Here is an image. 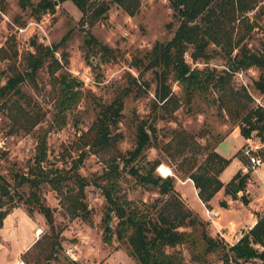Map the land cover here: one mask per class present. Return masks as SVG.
Here are the masks:
<instances>
[{
  "label": "trees",
  "instance_id": "trees-1",
  "mask_svg": "<svg viewBox=\"0 0 264 264\" xmlns=\"http://www.w3.org/2000/svg\"><path fill=\"white\" fill-rule=\"evenodd\" d=\"M67 1L82 14L79 23L84 31V47L92 51L93 56L100 54L104 62L113 58L114 50L99 42L92 28L106 17L110 3L117 5L129 17H134L141 6V0H40L36 4L18 0L20 8L29 10L30 16L36 20L45 14H54L55 2L59 6ZM170 3L178 24L170 40L155 43L146 55L147 69L154 73L156 81L155 102L151 121L141 120L135 124L133 149L121 155L116 149L117 135H112L122 116L125 92L110 104L100 105L95 121L85 134L89 150L101 156L105 165L94 182L104 198L100 224L103 242L111 244L115 238L137 264H185L180 254L167 253L166 248L175 249L183 245L195 248L192 234L179 232V229L196 230L202 228L203 223L176 193V178L190 180L197 190L198 199L207 209L221 189L234 199L239 192L245 191L250 178L249 172L238 171L227 184L220 181V174L239 154L237 152L227 159L216 151L225 140L223 136L215 143L206 141L201 145L187 131L168 128L165 134L168 140H160L155 126L160 114L170 116L182 103L192 106L196 98L205 100L214 94L218 108L231 118L241 137L249 139L254 133L255 137L264 140V110L250 108L238 97L231 84L235 73L256 68L259 80L255 85L264 94V43L257 53L243 44L245 37L255 28L250 16L255 18L262 12L263 0H170ZM68 35L50 47L33 42V52L25 58L26 68L5 76L4 84L0 81V111L5 112L13 131L36 133V128L45 120V115L36 112L37 106L22 91L26 82L35 84L39 72L47 73L52 86V128L62 129L70 113L84 98L82 83L68 73L66 56L61 55L63 64L55 57ZM213 48L224 54L227 60L225 69L217 71L208 67L209 61L218 54ZM188 53L192 64L202 63L205 66L198 68L188 63L185 60ZM170 81L179 88L180 97L173 92ZM44 137L36 135L38 147L32 163L26 172L13 174V185L0 178V229L7 215L22 203L30 217L37 212L44 218L51 235L43 241L42 250L47 244L48 254H52L58 246L56 240L59 236L53 233L54 212L45 204L41 189L49 186L58 192L60 198L63 196L60 201L68 203V213L75 216L80 212L87 214L83 190L88 184L78 173L79 163L67 171L42 167L47 163ZM151 147L170 161L177 162L174 176L163 178L156 175L155 170L162 163L160 160L148 162V167L140 169L133 164ZM257 155L264 163V146ZM118 160L138 184L157 191L159 197L152 204L141 206L127 198L121 185L124 171ZM69 189L70 192H67ZM114 219L116 223L113 224ZM201 238L206 243L207 252L222 251L226 261L264 264V215L233 246L222 239L207 236L205 230ZM41 240L43 238L37 240L32 248L39 246Z\"/></svg>",
  "mask_w": 264,
  "mask_h": 264
},
{
  "label": "rangeland",
  "instance_id": "rangeland-1",
  "mask_svg": "<svg viewBox=\"0 0 264 264\" xmlns=\"http://www.w3.org/2000/svg\"><path fill=\"white\" fill-rule=\"evenodd\" d=\"M27 1L36 4L40 0ZM175 14L170 0H141L140 10L134 17L127 16L117 5L110 3L106 17L92 28L94 37L114 50L113 58L109 62H104L100 54L93 56L92 51H87L84 47V31L79 23L82 14L71 2L56 5L54 14L48 13L36 20L30 16L29 10L20 8L18 0H0L1 84H4L5 76L26 68L25 58L33 52V42L50 47L59 43L69 33L55 57L63 64L61 55L66 56L68 73L82 83L84 94L79 106L68 116L67 124L62 129L52 128L50 125L52 86L49 76L42 71L39 72L35 84L26 82L22 87L24 95L37 106L36 112L45 115V120L36 128V133L13 131L5 112L0 111V178L3 177L13 185V174L26 172L32 163L38 147L36 135L41 137L44 135L47 163L42 164V167L67 171L74 164L79 163L78 173L88 184L83 190V203L87 209V214L83 213V215L86 216H83L81 212L75 216L70 215L67 211V201H60L63 196L60 198L58 192L49 186H43L42 198L54 212L53 233L59 236L56 240L58 246L53 249L52 254H48L47 244L46 249L42 250V244L45 243L43 241L51 233L42 215L34 212L31 216L33 220H30L28 224L34 223L33 234H35V228H39L35 236L38 235L36 238L38 240L43 238V240L39 246L31 247L26 254L20 255L19 258L25 264H137L115 238L111 244L103 242L100 224L103 218L104 198L94 182L101 175L105 165L101 156L89 150L85 134L95 121L100 105L110 104L125 92L122 116L116 128L113 129L112 135H117L116 149L121 155L133 149L135 124L141 120L151 121L155 102L156 81L154 73L147 69L146 55L155 43L171 39L178 24ZM250 18L251 22L255 23V28L245 37L243 44L247 45L251 52L257 53L260 52L264 43V0L262 12L257 17L250 16ZM34 24H39L42 31ZM215 50L218 54L209 61L208 67L220 71L225 69L227 60L219 49ZM185 60L192 64L189 53L186 54ZM194 66L203 68L205 65L197 63ZM258 80L259 71L256 68H250L235 73L231 84L238 92V97L240 96L239 98L250 108L264 110V94L255 85ZM169 84L173 92L180 97L177 85L173 81ZM207 97L205 100L196 98L192 106L182 103L170 116L160 114L155 122L159 139L168 140L165 137L168 128L187 131L201 145H204L206 141L215 143L219 137L223 136L225 140L217 146L216 151L227 159L237 152L239 154L221 173V181L230 180L232 175L242 171L241 166L246 169L245 173L249 172L251 176L254 170L242 155L246 139L240 136L239 129L234 126L231 118L218 108L215 103L216 95L210 94ZM79 160L82 161L79 162ZM154 160H160L162 162L160 166L168 168L171 171L169 176H174L173 170L177 169V162L170 161L154 147L149 148L144 156L138 158L133 164L140 169L148 167L147 163ZM117 163L121 168L124 167L121 185L129 200L142 206L152 204L159 197L157 191L138 184L136 179L126 172V166L122 164V161L118 160ZM159 167L155 170L156 175L165 178L159 173ZM252 176L258 185L259 195H263L264 163ZM188 181L183 178H176L175 181V191L183 203L181 193L188 197L190 192L194 197L193 186ZM70 187L74 190L73 185ZM194 201L196 210L201 213V206L196 202L197 200ZM243 201L246 203L248 199L244 197ZM220 206L224 207V202H220ZM191 211L202 221V228L179 229V232L191 233L195 240V248L183 245L175 249L166 248V252L180 254L185 264H236L226 261L222 251L207 252L206 243L201 238L204 230L206 235L213 239L219 236L215 235L209 223L204 220V214L202 217L193 209ZM11 213H15V217L18 218L23 214L28 215L26 206L22 203L17 204ZM15 217L13 215L9 220L13 224H16ZM114 223L116 219L113 220ZM39 230L40 233H38ZM18 232H21V235L18 236ZM29 233L27 227L19 226L14 234L17 240L14 239L15 242L10 243L8 248L5 246L4 249L15 250L18 247L16 242L23 244L29 238ZM6 255H8L7 252H5ZM0 264H12V261L10 257L4 258L2 255Z\"/></svg>",
  "mask_w": 264,
  "mask_h": 264
},
{
  "label": "crops",
  "instance_id": "crops-1",
  "mask_svg": "<svg viewBox=\"0 0 264 264\" xmlns=\"http://www.w3.org/2000/svg\"><path fill=\"white\" fill-rule=\"evenodd\" d=\"M241 170L242 173H245L246 171V169L242 166ZM254 173L255 171L251 174L245 191L239 192L236 198L233 199L230 196L225 195L223 189H221L209 202L208 209L198 199L197 190L194 188L193 183L190 180L188 182H191L193 186L192 188L194 190V197L191 196L192 194L189 191L188 194L190 195H188V197H186L184 193H181V197L188 209H193L194 212L198 213L200 216L204 214V220L209 223L211 229L214 230L213 232L215 233V235L221 233L224 235L225 239L231 241L232 239H234V237H237L239 233H246L248 230H250L255 225L258 218L264 215V194L259 195L258 185H256V182L254 181V178L252 176ZM229 181L230 180H228L227 182H221L225 185ZM241 197L247 198L248 201L244 203ZM194 200H197L196 202L201 206V213L196 210V203ZM220 202H224L225 206H220ZM13 215L15 217V213H10L7 215L4 220L3 227L0 229V258L2 255L4 256V258L10 257L12 264H15L16 261L20 259V255L25 254L36 243V241L38 240V238L36 237L38 235L35 236V234L39 228H35V234H33L32 225L34 223L31 225L28 224L30 220H33L32 217L23 214L19 218L15 217L14 220L16 224H13L9 221L11 216ZM19 226L27 227L30 232L29 238L23 244L17 241L16 244L18 245V247L15 250H12L10 248L9 250H5V246H7L5 248H8L10 243H13L15 242V240H17L14 238V234L16 233V230ZM17 234L19 236L21 235V232H18ZM5 252H7L8 255L5 256Z\"/></svg>",
  "mask_w": 264,
  "mask_h": 264
},
{
  "label": "built area",
  "instance_id": "built-area-1",
  "mask_svg": "<svg viewBox=\"0 0 264 264\" xmlns=\"http://www.w3.org/2000/svg\"><path fill=\"white\" fill-rule=\"evenodd\" d=\"M34 26H36L39 30L42 31V28L39 24H34ZM263 146H264V140L255 137L254 133H252L250 138L246 139V143L242 149L243 157L246 159L251 169L254 171H256V169L263 164L262 159L257 155V150L259 151ZM244 234L245 233H239L238 236L234 237V239H232L231 241L225 239L224 235L221 233H218V236L219 239L225 241L229 246H233L238 243V241L243 237ZM15 264H25V263L21 259H18Z\"/></svg>",
  "mask_w": 264,
  "mask_h": 264
},
{
  "label": "bare ground",
  "instance_id": "bare-ground-1",
  "mask_svg": "<svg viewBox=\"0 0 264 264\" xmlns=\"http://www.w3.org/2000/svg\"><path fill=\"white\" fill-rule=\"evenodd\" d=\"M158 171L164 177L171 175V171L164 166H160ZM38 233H40V230L38 231Z\"/></svg>",
  "mask_w": 264,
  "mask_h": 264
},
{
  "label": "water",
  "instance_id": "water-1",
  "mask_svg": "<svg viewBox=\"0 0 264 264\" xmlns=\"http://www.w3.org/2000/svg\"><path fill=\"white\" fill-rule=\"evenodd\" d=\"M55 4L57 5V2H55ZM122 169H124V167H122Z\"/></svg>",
  "mask_w": 264,
  "mask_h": 264
}]
</instances>
